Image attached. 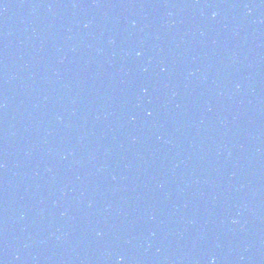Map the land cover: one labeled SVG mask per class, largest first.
Wrapping results in <instances>:
<instances>
[{"label":"water","instance_id":"1","mask_svg":"<svg viewBox=\"0 0 264 264\" xmlns=\"http://www.w3.org/2000/svg\"><path fill=\"white\" fill-rule=\"evenodd\" d=\"M0 264H264V76L114 85L0 120Z\"/></svg>","mask_w":264,"mask_h":264}]
</instances>
